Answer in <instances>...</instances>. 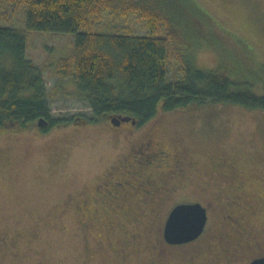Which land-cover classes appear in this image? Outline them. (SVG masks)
Segmentation results:
<instances>
[{
    "label": "rangeland",
    "instance_id": "1",
    "mask_svg": "<svg viewBox=\"0 0 264 264\" xmlns=\"http://www.w3.org/2000/svg\"><path fill=\"white\" fill-rule=\"evenodd\" d=\"M191 1L215 26L200 25L202 36L186 47L193 64L206 71L222 65L237 81L256 79L264 67V0ZM0 26L25 28L22 7L0 2ZM81 30L150 33L138 13L120 15L117 9L103 10ZM73 46V33L27 32L26 57L41 70L52 117L90 112L76 83L55 73L56 62ZM177 76L173 61L168 77ZM250 89L256 95L264 91L261 83ZM83 123L39 132L36 121L25 128L12 121L0 126V264H152L167 211L173 203L203 198L198 178L216 169L243 182L256 211L250 222L264 240V109L220 103L164 111L159 104L155 116L140 126ZM148 138L153 140L149 150L161 148L174 160L149 169L156 177L145 185L150 196L134 189L133 198L120 201L129 206L110 207L115 202L99 182L129 169L136 155L144 156L145 150L134 152L135 144ZM143 199L153 201L143 206ZM214 227L211 221L207 230ZM132 232L137 242L129 244L121 261L120 244ZM202 235L201 247L171 249L167 264H187L189 254L208 262L212 239Z\"/></svg>",
    "mask_w": 264,
    "mask_h": 264
},
{
    "label": "trees",
    "instance_id": "2",
    "mask_svg": "<svg viewBox=\"0 0 264 264\" xmlns=\"http://www.w3.org/2000/svg\"><path fill=\"white\" fill-rule=\"evenodd\" d=\"M0 2L22 7L25 23L23 29L0 26V126L12 121L25 128L42 117L48 131L71 122L109 123L110 116H129L136 120L132 125L140 126L155 116L159 104L164 111L220 103L264 109V91L256 95L250 89L261 83L264 90L263 66L252 82L237 81L230 78L228 68L200 69L185 53L194 38L202 36L200 25L215 27L191 0ZM108 9H117L120 15L138 13L150 33L81 30ZM32 31L74 34L73 49L58 59L55 73L76 83L78 98L90 108L88 115L50 116L41 70L25 53L27 32ZM159 31L164 34L155 35ZM173 61L179 76L171 79L168 70Z\"/></svg>",
    "mask_w": 264,
    "mask_h": 264
},
{
    "label": "flooded vegetation",
    "instance_id": "3",
    "mask_svg": "<svg viewBox=\"0 0 264 264\" xmlns=\"http://www.w3.org/2000/svg\"><path fill=\"white\" fill-rule=\"evenodd\" d=\"M123 123L121 122L120 124ZM119 125H114L113 127H118ZM46 126L47 124L40 127L35 125L34 128L35 131L39 132L44 131ZM135 146L137 151L135 150L134 152L140 154L145 150L143 151L144 156L136 155L129 169L125 171L120 169L119 172L112 173L99 182L101 187L102 185L105 186L102 187V193L107 194L110 197L109 200L115 202L109 204L110 207H113L114 204L118 206L120 203H127L126 201H120H128V199L133 198L131 193L134 189L143 191L144 196H150V190L145 185H149V182L156 177L154 176L155 174L151 175L149 173V169L156 166V164L164 165L166 162L174 160L171 155L161 148L158 151L152 152L153 140L151 138L143 141L140 140ZM143 174H146L148 177L145 178L146 176H143ZM221 176L228 178L223 182L221 181L223 179ZM141 178H143V181H141ZM198 179H201V183H198L197 186L200 187L199 189L202 193L200 195L203 198L186 199L172 204L171 208L167 211L161 232L159 233L162 238L161 244L154 243L152 247L155 250L152 256V264H167L168 258L172 257L171 249L172 251L178 249L188 251L191 248H197V246L201 247L199 240L203 236L202 234L206 232L208 233V237L212 239V243L210 244L212 245V253H210L209 257H205L208 258V262L204 263L201 259L198 260L196 255L189 254L191 256L189 257L188 255L187 264H250L255 259L264 258V240L259 239L257 235L259 229L257 230L250 222L251 218L256 215L255 206L251 199L245 195L243 182L241 183L240 179L235 175L232 176L230 172L223 173L217 169L213 170V173L205 174L204 177L201 176ZM171 186L170 189L172 191L175 190V186ZM178 186L183 185L178 184ZM98 192H100V188ZM224 194L226 195L223 197ZM82 199V201L86 200ZM143 201L142 205L146 206L145 204L148 201L153 200L143 199ZM178 203H200L206 209L207 220L203 232L197 238L181 244H171L164 239V226L170 211ZM126 205L129 206V203ZM211 221L215 227L209 231L207 228ZM136 235L137 233L132 232L125 234L123 237L124 242L120 244L121 261L126 258L127 252H130L129 244L137 242L138 237ZM117 253H119V249Z\"/></svg>",
    "mask_w": 264,
    "mask_h": 264
},
{
    "label": "water",
    "instance_id": "4",
    "mask_svg": "<svg viewBox=\"0 0 264 264\" xmlns=\"http://www.w3.org/2000/svg\"><path fill=\"white\" fill-rule=\"evenodd\" d=\"M112 125L136 120L129 116H110ZM38 126H44L47 121L40 117ZM207 220L206 209L200 203H178L170 211L164 226V238L170 243H182L197 238L204 229ZM250 264H264V258L255 259Z\"/></svg>",
    "mask_w": 264,
    "mask_h": 264
}]
</instances>
